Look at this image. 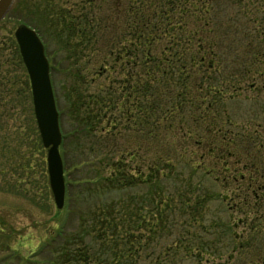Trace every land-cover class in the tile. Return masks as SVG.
I'll list each match as a JSON object with an SVG mask.
<instances>
[{
    "label": "trees",
    "instance_id": "obj_1",
    "mask_svg": "<svg viewBox=\"0 0 264 264\" xmlns=\"http://www.w3.org/2000/svg\"><path fill=\"white\" fill-rule=\"evenodd\" d=\"M234 7L264 39V0L14 1L56 45L67 202L84 205L19 264H264V128L242 139L227 116L264 102V46L229 72Z\"/></svg>",
    "mask_w": 264,
    "mask_h": 264
},
{
    "label": "rangeland",
    "instance_id": "obj_2",
    "mask_svg": "<svg viewBox=\"0 0 264 264\" xmlns=\"http://www.w3.org/2000/svg\"><path fill=\"white\" fill-rule=\"evenodd\" d=\"M231 12L234 22L230 31L235 35L230 37L229 54L235 65L229 72L236 77L248 56V45L264 46V39L255 37L251 20L237 7L231 8ZM24 17L8 12L0 21V264H19L21 259L30 258L65 223L72 230L76 212L84 207L74 200L67 202L66 191L63 208L57 209L54 203L47 173V151L39 140L29 78L18 64L11 41ZM55 46L53 42L46 45L51 66ZM51 77L58 93V82L66 76L55 69ZM227 116L232 120L229 129L245 135L240 136L242 139L259 135L264 128V102L252 92L245 93L227 104Z\"/></svg>",
    "mask_w": 264,
    "mask_h": 264
},
{
    "label": "water",
    "instance_id": "obj_3",
    "mask_svg": "<svg viewBox=\"0 0 264 264\" xmlns=\"http://www.w3.org/2000/svg\"><path fill=\"white\" fill-rule=\"evenodd\" d=\"M14 0H0V21ZM14 38L27 71L33 112L43 147L46 149V164L49 187L57 209L65 201L63 163L59 152L62 133L50 78V67L43 42L32 27L21 24L14 31Z\"/></svg>",
    "mask_w": 264,
    "mask_h": 264
}]
</instances>
